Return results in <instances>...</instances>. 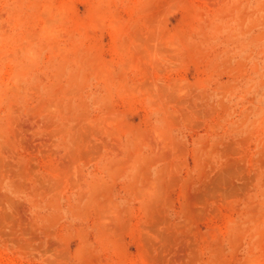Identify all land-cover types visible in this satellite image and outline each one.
<instances>
[{"label":"rangeland","instance_id":"374dc122","mask_svg":"<svg viewBox=\"0 0 264 264\" xmlns=\"http://www.w3.org/2000/svg\"><path fill=\"white\" fill-rule=\"evenodd\" d=\"M0 264H264V0H0Z\"/></svg>","mask_w":264,"mask_h":264}]
</instances>
